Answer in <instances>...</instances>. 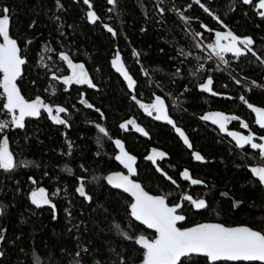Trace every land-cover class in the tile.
I'll list each match as a JSON object with an SVG mask.
<instances>
[{"label": "trees", "instance_id": "16d2710c", "mask_svg": "<svg viewBox=\"0 0 264 264\" xmlns=\"http://www.w3.org/2000/svg\"><path fill=\"white\" fill-rule=\"evenodd\" d=\"M167 2L176 7V14L161 12L154 0H116L115 4L89 0L91 8L84 0H60V9L56 0H0V9H10V35L25 59L18 80L22 94L30 101L40 97L52 107L67 109L62 113L67 124H56L43 113L28 120L23 128L12 130L9 125L0 132V138L4 132L8 134L17 163L10 172L0 169V236L4 237L0 240V264H129L142 258V249L119 234L114 225L120 224L132 236L152 234L131 218L130 197L104 181L105 174L116 167L110 140L119 135L125 92L111 59L119 52L138 79L150 77L170 84V74H187L203 56L190 29L198 32L204 25L218 28L215 14L245 29L253 24L264 26L252 12L256 0L253 4L243 0ZM89 10L99 17L96 23L87 19ZM44 45L51 51L44 50ZM43 50L52 55V67L57 65L59 52L88 67L98 86L97 91L88 90V97L104 118L84 109L76 101L78 91L74 88L65 92L57 87V94L48 91L53 83L49 70L37 64ZM143 70L148 77H141ZM238 70L252 84L264 88V66L246 61ZM251 97L264 104V91L252 89ZM3 103L0 89V121L9 120ZM98 126L105 128L107 135ZM225 151L222 148L223 158L211 165L206 177L212 186L207 190V207L200 211L187 208L182 226L211 220L248 225L264 233V189L239 157ZM26 162L27 167L23 166ZM149 171L140 177L144 188L165 196L167 183ZM81 178L91 200L76 192ZM36 187L55 193L54 210L31 205L29 194ZM181 264L260 263H209L205 257L190 256Z\"/></svg>", "mask_w": 264, "mask_h": 264}, {"label": "flooded vegetation", "instance_id": "af4514ba", "mask_svg": "<svg viewBox=\"0 0 264 264\" xmlns=\"http://www.w3.org/2000/svg\"><path fill=\"white\" fill-rule=\"evenodd\" d=\"M259 11L260 10L256 7L252 9L255 18L258 21H264V17L258 14ZM213 19L219 23L218 28H209L204 25L201 31L195 32L192 29L189 30L197 40L203 56L200 57L198 62L196 61L195 69L193 70L190 67V71L187 74H170V84L150 79L148 74H145L146 71L144 70L141 77L146 76L148 80L138 79L130 70L128 63L122 56L129 73L136 83L132 89H129L127 84L119 76L125 91L124 102L122 105L121 118L118 123L119 135L110 140L112 157L116 163V167L109 170L107 173L116 171H121L125 174L129 173L124 165L118 164L114 159L117 149L113 140L119 139L123 143L126 152L136 157L134 165L135 173L132 175L134 180L140 182L143 186V181L140 177L148 175L151 173L149 170H151L153 171L152 173L160 176L167 183L165 195L167 197L166 202L171 206L181 204L178 213L185 217L184 222L178 224L180 228L200 223L195 222L191 225L182 226L187 219V214L185 213L187 208H191L193 211L202 210L195 208L190 201L184 200L183 197L189 195L192 196L193 199H204L208 203L207 194L209 195V191L207 190L212 186H210L211 184L206 180V177L210 172L211 165L223 158L222 148H225V153H228L230 156L239 157L244 162L246 170L259 184L260 182L251 174L249 168L255 165L264 167V156L261 155L260 150L251 148L250 144L240 147L236 143V138L228 134L229 132H238L244 136H253L255 143H264V140L260 139V137H264V127L256 123V113L252 108L248 107V104H251L253 107L264 108V104L254 102L251 97L252 89L264 91V88L252 84L246 76L238 70L239 65L246 61L250 62V64H260L264 66V62H262L264 61V26L253 24L249 29H245L240 25H231L227 20L224 21L221 18L217 20L216 14L213 15ZM217 31H231L241 38L251 37L254 41L251 46L252 51L246 52V54L238 57L233 53H224V60L228 61V63H224L220 58L215 56L211 49H206L204 46L215 43V33ZM194 33H200L201 35H198L199 38H196ZM222 43H227V41H222ZM241 47L243 46L241 45ZM64 53L67 54L66 52ZM61 54L62 52L58 53L57 65H54V67H52L50 63L53 60L52 55L49 59H45L46 63L44 66H41L49 70V79L53 82L49 84L50 89L48 91L57 94V87L65 92H70L74 88L78 91V98L76 101L83 105L85 107L84 109L96 111L100 115H103L104 118L103 112L99 108H96L88 97V90H98V86L94 83V80H92L88 67L82 62L75 61L69 57L73 63L84 65V69L95 87L89 84H76L75 82L65 84L63 78L71 76L72 69L69 67L68 62L61 58ZM190 61H194V59L190 58ZM139 65L140 68H142L140 63ZM56 77H59V79ZM209 77H211L213 81L211 85L212 92L203 90L200 87ZM237 80L241 83L237 84ZM133 96L136 97L135 100H133ZM157 96L164 100L167 115L175 122V127H179L183 130L191 144V148L184 143L183 137L175 131V127L172 124L168 123L167 120L155 119L157 115L155 111L152 112V115H149L148 112L141 107V105H151L154 103L155 97ZM241 96L244 97V100L240 99ZM82 100L86 101V103H81ZM88 104H91L92 107H88ZM56 106L57 105L53 107V115L56 114ZM97 109H99V111H97ZM41 112L40 114L44 113L50 118L49 114L44 109H41ZM217 112L224 113L228 116H236L239 117V119L228 121L226 124L227 131L221 130L219 125L213 123L212 120L202 119L205 115ZM37 117L27 118L24 124L28 120L36 119ZM60 117L63 118L62 113ZM128 121H134V123L128 124ZM245 123L248 124V128L243 127ZM122 124H125L126 127L121 128ZM137 127L142 128L143 132L137 131ZM10 128L12 130L19 129L14 125H10ZM145 132L147 135L144 134ZM5 134L8 136V134L4 132L2 137ZM2 137L0 139H2ZM153 149L158 152H163L166 155L163 158L156 157L154 163L152 160L147 159L148 156L153 155ZM197 152L204 157L203 160L198 161L195 159L194 153ZM185 170H188L192 179L201 180L203 183L194 185L191 183V180L185 179L182 175ZM10 171L12 170L6 172ZM164 173H167V175ZM168 177H171V180ZM172 181L176 183L174 184ZM78 187L79 186H77V188ZM38 188L44 187L33 188L29 194V201L32 191ZM44 189L48 192L49 198L54 204L53 194L50 193L48 189ZM87 196L83 197L87 199ZM30 203L35 208L41 209L33 205L31 201ZM147 231L152 235L145 236L153 239L156 233L149 230Z\"/></svg>", "mask_w": 264, "mask_h": 264}, {"label": "snow or ice", "instance_id": "6c2138e0", "mask_svg": "<svg viewBox=\"0 0 264 264\" xmlns=\"http://www.w3.org/2000/svg\"><path fill=\"white\" fill-rule=\"evenodd\" d=\"M56 2L57 8H62L60 0H56ZM115 2L116 0H109L110 4H115ZM84 3L91 8L89 0H84ZM197 3H199V0H197ZM243 3L253 4L254 0H243ZM255 7L260 10L258 14L264 17V0H256ZM160 11L163 12L164 9H160ZM205 11H208V9H205ZM9 13L10 9L7 7L0 9V38H2L0 39V89H2L3 98L6 100L2 105V109L10 116L9 120L0 121V132H3L9 125L23 128L25 117H37L40 115L41 109H44L56 124H67V121L60 117V114L67 112V109L56 106V114L53 115V107L44 103L40 97L28 101L21 95L16 81L21 75V66L25 64V59L21 56V49L18 46L17 40L10 35L11 18ZM86 16L92 23H96L99 19L97 14L91 10L86 13ZM216 19L219 20V17L217 16ZM104 27L113 35L116 34L114 29L110 26L104 25ZM196 35L201 34L197 33ZM222 41H227V43H222ZM253 43L254 41L251 37L241 38L231 31H217L215 33V43L208 44V48L212 50L216 57L220 58L224 63H228L227 60H224V53H233L238 57L246 54V52H251ZM241 45L243 47H241ZM136 55H139V53H136ZM61 58L66 60L69 67L72 69V75L63 78L65 84L75 82L76 84H89L95 87L88 77L83 64L73 63L65 53L61 54ZM111 63L128 81V87L133 88L135 81L124 67L119 52H117L116 57ZM145 74L147 75V73ZM56 78L59 79V77ZM212 83L213 81L211 77H209L200 87L203 90L212 92ZM236 83L239 84L241 82L237 80ZM132 98L133 100L136 99L135 96ZM240 99L244 100V97L241 96ZM81 103H86V101L82 100ZM88 107H92V105L88 104ZM141 107H143L149 115H152V112L155 111L157 113L155 119L167 120L168 123L175 127V122L167 115L165 103L161 97L157 96L155 97L154 103L151 105H141ZM248 107L252 108L257 114V123L260 124L261 127H264V108L253 107L251 104H248ZM97 111H99V109H97ZM202 119L212 120L213 123L219 125L221 130L227 131V122L239 119V117L228 116L224 113L217 112L205 115ZM127 123L133 124L134 121H128ZM125 127V124L121 125V128ZM243 127L248 128L249 126L245 123ZM99 131L107 135L103 127H99ZM137 131L143 132V129L137 127ZM175 131L183 137L184 143L191 148V144L183 130L179 127H175ZM144 134L147 135L146 132ZM228 134L236 138L238 146L243 147L246 144H250L251 148L260 150L261 155L264 156V143H255L253 136H244L238 132H229ZM260 139L264 140V137H260ZM115 144L120 149V154L115 158L128 169L129 175H125L122 172L112 173L106 177L107 183L131 193L135 198L134 202L130 205L131 216L134 217L135 220L143 222V224L147 225L149 228L155 229L157 233L153 239H148L144 235H129L127 231L121 228L120 224L117 223L114 225L119 231V234L124 238L134 240L142 246L144 250L142 264H181V257L189 256L192 253H204L212 261H217L221 258L229 260L244 259L248 261H264V233L253 230L250 227L229 228L216 223L198 224L194 227L185 229L177 227L178 221L185 220L183 215L177 214L181 204L169 206L166 202V196L150 195L144 190L140 183L131 179V174L135 172L133 165L136 157L125 151L123 143L120 140H116ZM70 147L71 144H69V148ZM165 155V153L153 149V155L148 156L147 159L155 163L156 157L163 158ZM194 157L198 161L204 159L198 152L194 153ZM23 166L27 167L28 163L26 162ZM15 167H17V163L15 162L13 153L9 149L8 138L4 136L0 139V169L8 171ZM68 170L70 171V169ZM251 172L259 179L260 183L264 184V167H252ZM164 174L167 175V173ZM182 175L185 179L191 180V183L194 185L203 183L201 180L192 179L188 170H185ZM168 178L171 180V177ZM93 179L95 180L98 178L94 177ZM172 182L174 184L176 183L175 181ZM77 192L81 196H86L83 178H81V183L77 188ZM53 195H55V193H53ZM87 199L91 200V197L87 196ZM183 199L190 201L197 209L207 207V202L204 199H193V197L189 195H185ZM31 200L32 203L38 207L42 204L51 203L44 188H38L32 191ZM52 207L54 208L55 205L53 204ZM2 212L3 208L0 207V213ZM3 239L4 237L0 236V240ZM2 255L3 253L0 252V256ZM77 256H79V253H77Z\"/></svg>", "mask_w": 264, "mask_h": 264}, {"label": "water", "instance_id": "95a60500", "mask_svg": "<svg viewBox=\"0 0 264 264\" xmlns=\"http://www.w3.org/2000/svg\"><path fill=\"white\" fill-rule=\"evenodd\" d=\"M119 55H120V58H121V60H122V62H123V65H124V67L126 68V70H127V72L129 73V71H128V69H127V67H126V65H125V63H124V61H123V58H122V55L119 53ZM116 57V54H115V56L111 59V62H112V60L114 59ZM23 58V57H22ZM111 66H112V68H113V70L122 78V80L127 84V86H128V81L124 78V76H123V74L121 73V72H118L117 70H116V68L112 65V63H111ZM23 75V65L21 66V75L17 78V81H16V83H17V87L19 88V86H18V80L20 79V77ZM129 75L132 77V75L129 73ZM133 78V77H132ZM133 80H134V78H133ZM135 81V80H134ZM136 83V82H135ZM135 85V84H134ZM134 87V86H133ZM129 89H132V88H129ZM19 90H20V88H19ZM1 91H2V89H1ZM20 93H21V95L24 97V95L22 94V92H21V90H20ZM25 98V97H24ZM26 99V98H25ZM26 100H28V99H26ZM29 101V100H28ZM6 102V100L4 99V103ZM17 114H18V111H17ZM27 118H33V117H25V120L27 119ZM257 119H258V117H257V114H256V123H257ZM24 120V121H25ZM258 124V123H257ZM258 125H260V124H258ZM4 136H7L6 134L4 135ZM3 136V137H4ZM2 137V138H3ZM7 138H8V136H7ZM116 140H119V139H114L113 140V142H114V144H115V141ZM115 147H116V149H117V153L115 154V156H114V159H115V161L118 163V164H120V165H123L120 161H118V160H116V156L117 155H119L120 154V149L116 146V144H115ZM9 149H10V146H9ZM11 151V150H10ZM126 151V150H125ZM12 152V151H11ZM129 154V153H128ZM15 159V158H14ZM134 165H135V163H134ZM133 165V167H134V169H135V166ZM257 166H259V165H255V166H251L249 169H250V171H251V168L252 167H257ZM260 167H262V166H260ZM116 172H121V171H116ZM116 172H109V173H107L106 175H105V178H104V181H105V183L110 187V188H112V189H114V190H118V191H120V192H122V193H124V194H126L127 196H129L130 197V199H131V202H130V204H129V211H130V205L134 202V197L131 195V193H129V192H126V191H124V189H122V188H116V187H114L113 185H110V184H108L107 183V180H106V177L108 176V175H110V174H112V173H116ZM123 173V172H122ZM135 173V172H134ZM125 174V173H124ZM251 174L254 176V174L251 172ZM125 175H129V173L128 174H125ZM132 175H134V174H131V179H133L132 178ZM255 177V176H254ZM258 181H259V179L257 178V177H255ZM134 180V179H133ZM134 181H136V180H134ZM136 182H138V181H136ZM138 183H140V182H138ZM141 184V183H140ZM261 185H262V187L264 188V184H262V183H260ZM141 186H142V184H141ZM143 187V186H142ZM144 188V187H143ZM144 190L146 191V192H148L145 188H144ZM46 193H47V195H48V192L46 191ZM150 195H155V194H152V193H150V192H148ZM87 196V195H86ZM156 196H159V195H156ZM48 198H49V195H48ZM50 199V198H49ZM30 201L32 202V200H31V195H30ZM50 201H51V203L50 204H42V205H40L39 207L38 206H36V207H38V208H45V207H51L53 210L55 209V208H53L52 207V205H53V202H52V200L50 199ZM33 204V203H32ZM34 205V204H33ZM169 205V204H168ZM169 206H171V205H169ZM177 214H179L178 212H177ZM0 215H1V213H0ZM131 215V214H130ZM179 215H181V214H179ZM131 218L133 219V220H135V218L134 217H132L131 216ZM137 223H139V224H141L142 226H144L147 230H149V231H152V232H155L156 233V230L155 229H152V228H149L147 225H145V224H143V222H141V221H137V220H135ZM182 222H184V220L183 221H178L177 222V227H179L178 226V224L179 223H182ZM205 223H216V224H222V225H224L225 227H229V228H233V227H250V226H248V225H225V224H223V223H220V222H211V221H208V222H200V223H197V224H194V225H191V226H188V227H184V228H181V229H185V228H191V227H194V226H196V225H198V224H205ZM180 228V227H179ZM251 228V227H250ZM253 229V228H252ZM253 230H255V229H253ZM256 231H258V230H256ZM156 235H157V233H156ZM155 235V236H156ZM146 238H148L147 236H145ZM148 239H150V238H148ZM137 244V246L139 247V248H141L142 250H143V248H142V246L141 245H139L138 243H136ZM144 251V250H143ZM190 256H199V257H205L207 260H208V262L209 263H217V262H221V261H228V262H243V263H260V264H264V261H258V260H255V261H248V260H244V259H240V260H229V259H225V258H221V259H219V260H217V261H212L209 257H207L206 256V254H204V253H192V254H190L189 256H186V257H190ZM184 257H181V260L183 259ZM143 259H144V257H143V255H142V258L139 260V261H136V262H131V263H129V264H142V262H143ZM84 264H88V263H84Z\"/></svg>", "mask_w": 264, "mask_h": 264}, {"label": "built area", "instance_id": "2783aa9c", "mask_svg": "<svg viewBox=\"0 0 264 264\" xmlns=\"http://www.w3.org/2000/svg\"><path fill=\"white\" fill-rule=\"evenodd\" d=\"M154 1H155V3H156V5H157V7H158L159 10H160V9H164L163 12L169 10V11H171L172 13L176 14V12H177L176 7L171 6V5L167 2V0H154ZM195 37H196V38H199V36L196 35V34H195ZM204 46L206 47V49L208 48L207 45H204Z\"/></svg>", "mask_w": 264, "mask_h": 264}, {"label": "rangeland", "instance_id": "374dc122", "mask_svg": "<svg viewBox=\"0 0 264 264\" xmlns=\"http://www.w3.org/2000/svg\"><path fill=\"white\" fill-rule=\"evenodd\" d=\"M43 47H44V50L51 51V48L49 46L44 45ZM44 50L42 52H40V54L38 56V60H37V64H40L41 66H44V64L46 63L45 59H49L51 57V54L46 53Z\"/></svg>", "mask_w": 264, "mask_h": 264}]
</instances>
